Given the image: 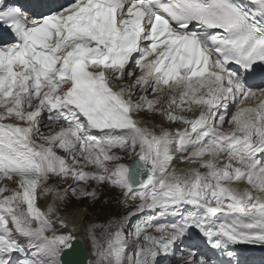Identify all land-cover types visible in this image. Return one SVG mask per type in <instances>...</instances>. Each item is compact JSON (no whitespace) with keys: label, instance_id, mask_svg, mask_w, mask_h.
<instances>
[{"label":"snow or ice","instance_id":"6c2138e0","mask_svg":"<svg viewBox=\"0 0 264 264\" xmlns=\"http://www.w3.org/2000/svg\"><path fill=\"white\" fill-rule=\"evenodd\" d=\"M255 78L264 0H0V264H83L80 230L95 264H255ZM105 189L125 214L78 228Z\"/></svg>","mask_w":264,"mask_h":264},{"label":"rangeland","instance_id":"374dc122","mask_svg":"<svg viewBox=\"0 0 264 264\" xmlns=\"http://www.w3.org/2000/svg\"><path fill=\"white\" fill-rule=\"evenodd\" d=\"M235 111H236V108L234 107L231 112L234 113ZM173 127H175V125ZM225 130H229L228 125H226ZM53 183H54V181H53ZM60 186L64 187L65 185L61 184ZM118 198H119V192L118 191L109 192L107 189H105L104 195L101 199V202H99V203L88 208V212L86 213L83 225L89 221H94V222L100 223V224H107L111 218L125 214L122 211V206L120 204H118V202H117ZM105 201H107V203H105ZM133 219H135V218H133ZM161 222L167 223V221H161ZM102 231H103L102 229H98L97 230L98 235ZM77 235H79L87 244L89 251H90L91 264H95L96 256L93 254V249L91 247L90 241L85 238L82 230ZM104 239H105L104 237H101V245L102 246L104 245ZM196 244H198V242ZM182 247H185V246L182 245ZM186 250H187V248H186ZM193 250H195V249H193ZM175 262H177V261H173V263H175Z\"/></svg>","mask_w":264,"mask_h":264},{"label":"bare ground","instance_id":"6f19581e","mask_svg":"<svg viewBox=\"0 0 264 264\" xmlns=\"http://www.w3.org/2000/svg\"><path fill=\"white\" fill-rule=\"evenodd\" d=\"M253 90H257V89H253ZM234 107L230 108V111L233 110ZM174 126V125H173ZM172 126V127H173ZM231 127H234V126H229V130ZM175 167L177 168H184V167H187L186 165H182L180 163H175L174 164ZM43 198V201H42V206L46 209L47 206L49 204H51L53 202V199H52V196H47V197H42ZM40 203V202H39ZM121 207V206H120ZM119 208V207H118ZM119 215V214H118ZM85 216L86 214H83L80 218V220L77 221V225H78V228L82 229V226H83V223H84V220H85ZM162 223V222H161ZM81 231V230H80ZM78 231L77 234L80 232ZM78 237H80L79 235H77ZM81 238V237H80ZM82 239V238H81ZM194 239H198L196 237H193L191 239H189L187 241V244L189 243H192V241ZM83 240V239H82ZM84 241V240H83ZM85 242V241H84ZM198 243H199V240H198ZM87 245V244H86ZM245 248V255L246 257L249 259V260H252L255 262V264H264V247H260V246H253V245H246V246H243ZM87 249L89 250L88 246H87ZM89 254H90V251H89ZM90 261H91V257H90ZM173 264H180L179 261L173 263Z\"/></svg>","mask_w":264,"mask_h":264},{"label":"water","instance_id":"95a60500","mask_svg":"<svg viewBox=\"0 0 264 264\" xmlns=\"http://www.w3.org/2000/svg\"><path fill=\"white\" fill-rule=\"evenodd\" d=\"M79 241H80V249H81V253H80V260L83 261V264H91V261H90V254H89V250L87 249V245L86 243L81 239L79 238Z\"/></svg>","mask_w":264,"mask_h":264},{"label":"clouds","instance_id":"9594fccd","mask_svg":"<svg viewBox=\"0 0 264 264\" xmlns=\"http://www.w3.org/2000/svg\"><path fill=\"white\" fill-rule=\"evenodd\" d=\"M80 238V237H79Z\"/></svg>","mask_w":264,"mask_h":264}]
</instances>
